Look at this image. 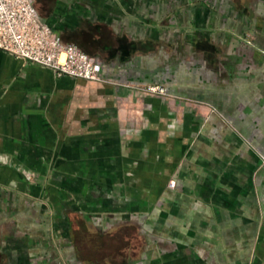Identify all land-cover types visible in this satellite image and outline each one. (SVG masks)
Masks as SVG:
<instances>
[{
  "label": "crops",
  "instance_id": "0c3cea01",
  "mask_svg": "<svg viewBox=\"0 0 264 264\" xmlns=\"http://www.w3.org/2000/svg\"><path fill=\"white\" fill-rule=\"evenodd\" d=\"M33 1L103 80L0 50V264H264V0Z\"/></svg>",
  "mask_w": 264,
  "mask_h": 264
},
{
  "label": "built area",
  "instance_id": "2783aa9c",
  "mask_svg": "<svg viewBox=\"0 0 264 264\" xmlns=\"http://www.w3.org/2000/svg\"><path fill=\"white\" fill-rule=\"evenodd\" d=\"M0 50L53 70L56 76L102 81L101 63L77 45L62 40L38 14L33 0H0ZM147 90L165 94V88Z\"/></svg>",
  "mask_w": 264,
  "mask_h": 264
},
{
  "label": "rangeland",
  "instance_id": "374dc122",
  "mask_svg": "<svg viewBox=\"0 0 264 264\" xmlns=\"http://www.w3.org/2000/svg\"><path fill=\"white\" fill-rule=\"evenodd\" d=\"M148 85H153V84H146V85H142V86H139L138 88H135V90L139 93V94H150V95H162L160 93H156V92H150L147 90V86ZM166 93V91H165ZM136 111H140V110H136ZM140 114V113H139ZM141 121V118L139 119ZM137 126H140V123H136ZM138 129L137 127L132 130V133L134 134V136H137V133H138ZM133 137V136H132ZM131 137V138H132ZM134 139V140H133ZM132 139V142L129 144V147L132 148V146H134V148H136L135 146H138L140 140L138 141L137 138L133 137ZM129 153V152H128ZM137 157H140L139 155L136 156V158L134 159H137ZM134 171L136 172V174L140 175L141 173V169L140 168H134ZM90 174H93L94 172H89ZM151 181L149 183L147 182H144V183H141V182H138L135 184V187H138V188H144V190H147L149 192V195L151 196L149 198V203H148V207L150 209V213H156L157 212V195H158V190H157V182H156V178L155 177H152L150 179ZM175 185V180L174 179H169L168 182H167V186L169 187H173Z\"/></svg>",
  "mask_w": 264,
  "mask_h": 264
}]
</instances>
